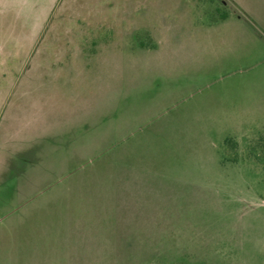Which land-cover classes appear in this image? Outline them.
Segmentation results:
<instances>
[{"label":"rangeland","instance_id":"374dc122","mask_svg":"<svg viewBox=\"0 0 264 264\" xmlns=\"http://www.w3.org/2000/svg\"><path fill=\"white\" fill-rule=\"evenodd\" d=\"M264 0H0V264H264Z\"/></svg>","mask_w":264,"mask_h":264},{"label":"trees","instance_id":"16d2710c","mask_svg":"<svg viewBox=\"0 0 264 264\" xmlns=\"http://www.w3.org/2000/svg\"><path fill=\"white\" fill-rule=\"evenodd\" d=\"M255 147H256V152L259 154H263L264 153V142H258L256 145H255Z\"/></svg>","mask_w":264,"mask_h":264}]
</instances>
